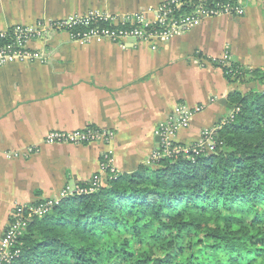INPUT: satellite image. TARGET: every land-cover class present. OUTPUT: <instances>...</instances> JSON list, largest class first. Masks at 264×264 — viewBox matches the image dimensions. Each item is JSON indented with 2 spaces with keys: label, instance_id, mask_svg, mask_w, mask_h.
I'll return each mask as SVG.
<instances>
[{
  "label": "crops",
  "instance_id": "crops-1",
  "mask_svg": "<svg viewBox=\"0 0 264 264\" xmlns=\"http://www.w3.org/2000/svg\"><path fill=\"white\" fill-rule=\"evenodd\" d=\"M167 1L0 0V31L93 12L122 18ZM242 2L243 16L203 19L155 48L135 41L81 44L55 33L30 44L46 62L0 67V244L16 208L90 182L105 156L119 174L153 167L156 131L178 105L203 108L177 134L180 145L193 146L205 130L220 129L230 115L228 95L241 85L217 66L264 71V0ZM88 128L110 134L111 142L44 143L50 132Z\"/></svg>",
  "mask_w": 264,
  "mask_h": 264
},
{
  "label": "trees",
  "instance_id": "trees-1",
  "mask_svg": "<svg viewBox=\"0 0 264 264\" xmlns=\"http://www.w3.org/2000/svg\"><path fill=\"white\" fill-rule=\"evenodd\" d=\"M217 67L230 83H264V71ZM227 105L239 111L212 153L110 174L62 199L30 218L0 264H264V89L232 91Z\"/></svg>",
  "mask_w": 264,
  "mask_h": 264
},
{
  "label": "built area",
  "instance_id": "built-area-1",
  "mask_svg": "<svg viewBox=\"0 0 264 264\" xmlns=\"http://www.w3.org/2000/svg\"><path fill=\"white\" fill-rule=\"evenodd\" d=\"M245 7L242 0H168L157 8H150L133 16L112 17L93 12L85 16H73L65 20L38 23L33 27L15 26L0 31V67L11 63L46 62L43 52L32 49L30 44L45 42L55 33H65L74 42L88 44L93 41L127 45L130 41L153 46L165 44L181 31L195 27L201 20L220 16H243ZM264 89V84L262 85ZM202 107L190 109L178 105L168 121L156 131L160 138L159 148L152 155L153 165L166 158L185 156L193 158L204 153H212L215 148V136L219 129L205 130L200 141L193 146H182L176 141L177 134L190 126L193 117L202 112ZM239 109L230 113L222 125L232 121ZM112 136L98 129L88 128L73 133L50 132L45 144H92L110 143ZM34 150H30L32 153ZM117 167L112 156H105L100 172L93 176L89 189L66 187L57 197L50 198L37 208L18 207L14 221L6 230L0 246V263L9 260L11 248L24 230L30 218L44 216L62 199L88 195L98 191L103 185V175L117 174ZM28 211V215H25ZM26 216V217H25Z\"/></svg>",
  "mask_w": 264,
  "mask_h": 264
},
{
  "label": "rangeland",
  "instance_id": "rangeland-1",
  "mask_svg": "<svg viewBox=\"0 0 264 264\" xmlns=\"http://www.w3.org/2000/svg\"><path fill=\"white\" fill-rule=\"evenodd\" d=\"M248 78H250V76L248 77ZM238 84L239 85H241L240 86V89L242 90L243 89V91H241V92H243V93H248V92H252V91H257V90H260V88H262V85L264 84V83H259L258 81H247V83H241V82H238ZM52 198V197H51ZM1 246V245H0Z\"/></svg>",
  "mask_w": 264,
  "mask_h": 264
}]
</instances>
